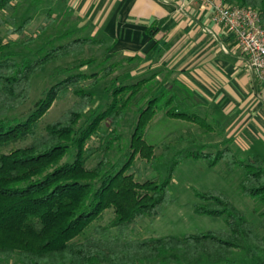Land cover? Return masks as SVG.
I'll list each match as a JSON object with an SVG mask.
<instances>
[{"label":"trees","instance_id":"1","mask_svg":"<svg viewBox=\"0 0 264 264\" xmlns=\"http://www.w3.org/2000/svg\"><path fill=\"white\" fill-rule=\"evenodd\" d=\"M12 1L0 0V264L15 256L21 264H223L231 262L235 251L247 252L257 258V264H264V236L258 235L245 213L219 189L197 192L193 210L201 216L224 217L226 229L181 238L123 239L137 219L159 216L170 201L172 174L162 183H140L133 171L137 158L149 164L156 159L154 147L145 139L156 114L163 111L170 119L195 124L208 132L213 127L197 114L181 112L177 93L160 87L139 112L130 139V155L119 168L110 164L108 153L115 147L121 149L122 122L136 96L151 86L156 75L114 87L107 108L93 115L86 126H80L94 102V94L83 83L92 79L90 86L94 87L99 81L97 73L76 71L82 65L75 63L87 48L105 42L78 38L53 46L34 60L19 61L13 51L15 43L5 42L2 29L9 26L8 34L20 36L23 45L28 46L47 27H41L34 38L26 37L30 18L18 26ZM223 1L257 11L264 27V0ZM67 58H72L74 64L61 71L72 73L47 89L29 115L13 117L28 102L34 77ZM123 60L132 62L136 58ZM69 92L78 101L39 133L41 119ZM216 127L223 131L219 122ZM93 137L102 140L103 154L89 168L87 164L96 152L88 146ZM18 143L24 145L10 148ZM8 148V152L2 151ZM195 157L244 171L241 191L263 206L260 225L264 230V157L254 154L242 160L229 147L214 155L198 152ZM110 209L114 212L113 228L125 236H89L80 242L92 224Z\"/></svg>","mask_w":264,"mask_h":264},{"label":"rangeland","instance_id":"2","mask_svg":"<svg viewBox=\"0 0 264 264\" xmlns=\"http://www.w3.org/2000/svg\"><path fill=\"white\" fill-rule=\"evenodd\" d=\"M16 11L15 18L19 24L30 18V23L26 26L24 35L26 37H36L39 35L41 27H47L44 34L30 45H23L24 39L14 34H8L10 27L2 29L5 42L12 40L15 45L13 51L17 54L19 61L23 59L34 60L46 50L53 46L65 44L78 38H93L100 40L98 36H91L83 30L77 29V22L73 17H63L61 14L52 12L44 0H13L11 3ZM12 15V14H11ZM50 41V42H49ZM109 45H92L85 50L75 65H82L76 71L86 75L97 73L98 83L91 87L92 79L83 83L85 89L94 94V102L90 106L84 118L80 121V126H86L93 115L104 111L110 102V92L114 87L121 85H132L142 79L156 77L150 83L151 86L144 89L136 96L125 120L121 124V149L115 147L108 153L110 164L114 163L117 168L122 166L130 155V139L134 131L136 120L140 110L145 107L147 99L155 96L154 92L159 91L164 85L171 84L177 86L173 90L177 93L178 103L181 112L187 114H197L204 118L213 127V131H206L195 124H190L181 120L168 118L163 111L156 114L152 120L147 134L146 142L155 149L156 159L151 164L146 160L137 158L134 162V175L138 182L156 181L162 183L170 178L168 191L170 193L169 203L165 206L159 216H144L136 220L124 235H119L113 228L114 212L112 209L106 210L87 230L84 237L79 241L83 242L89 236L93 237H124L123 239H146L173 236L181 238L187 234L205 233L209 230L226 229L224 217L201 216L194 212L193 205L198 202L197 192H205L210 189H219L230 196L233 204L245 213L247 219L254 225L259 236H264L261 229L262 217L260 215L263 206L254 199L244 196L241 191V183L244 179V171L239 167L229 169L226 163L220 162L210 164V161L197 159L196 153L217 154L218 151L229 147L234 154L242 160H247L254 154L264 157V132L249 134L235 131L239 122L238 115L229 122L227 133L216 127V123L225 125L227 119L222 117L221 111L212 110L201 102L194 103L191 95L186 93L174 80L177 73L169 71L162 59L157 61H142L136 59L132 62H125L121 57L108 56ZM73 59L67 58L54 65L49 66L34 77L30 98L25 106L13 113V117L27 116L35 104L43 97L47 89L56 82L64 79L72 72L65 70L73 66ZM108 69L107 71H105ZM149 84V85H150ZM174 86V87H175ZM161 87V88H160ZM158 89V90H157ZM78 101V98L69 92L67 95L56 101L49 112L41 119L39 133H44L45 128L58 121L64 116ZM244 114V113H243ZM223 127V126H222ZM107 128V126H105ZM226 128V125H225ZM232 128V129H231ZM237 128V127H236ZM226 129V130H227ZM238 129V128H237ZM231 135V136H230ZM235 136V137H234ZM246 138V139H245ZM24 143H18L10 147L11 149L21 147ZM103 143L101 139L93 137L88 146L96 149L95 154L88 162V167L92 168L103 154ZM3 149V152L10 150ZM71 161V159H68ZM257 258L247 252L235 251L231 262L223 264H255ZM3 264H21L18 257ZM155 264V263H152ZM161 264H167L162 262Z\"/></svg>","mask_w":264,"mask_h":264},{"label":"crops","instance_id":"3","mask_svg":"<svg viewBox=\"0 0 264 264\" xmlns=\"http://www.w3.org/2000/svg\"><path fill=\"white\" fill-rule=\"evenodd\" d=\"M44 1L52 12L73 17L78 30L100 37L109 45V57L162 59L193 104L221 111L225 133L237 115V134L264 132V85L212 11L197 3L182 7L180 0ZM174 86L164 88L174 92Z\"/></svg>","mask_w":264,"mask_h":264},{"label":"built area","instance_id":"4","mask_svg":"<svg viewBox=\"0 0 264 264\" xmlns=\"http://www.w3.org/2000/svg\"><path fill=\"white\" fill-rule=\"evenodd\" d=\"M182 7L197 3L212 11L213 20L232 37L239 53L247 59L256 81L264 85V27L257 11L223 0H180Z\"/></svg>","mask_w":264,"mask_h":264}]
</instances>
